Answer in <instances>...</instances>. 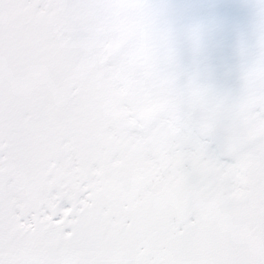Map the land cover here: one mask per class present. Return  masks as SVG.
<instances>
[{
  "label": "snow or ice",
  "instance_id": "1",
  "mask_svg": "<svg viewBox=\"0 0 264 264\" xmlns=\"http://www.w3.org/2000/svg\"><path fill=\"white\" fill-rule=\"evenodd\" d=\"M250 7L221 88L205 27L178 34L163 0H0V264H264Z\"/></svg>",
  "mask_w": 264,
  "mask_h": 264
},
{
  "label": "rangeland",
  "instance_id": "2",
  "mask_svg": "<svg viewBox=\"0 0 264 264\" xmlns=\"http://www.w3.org/2000/svg\"><path fill=\"white\" fill-rule=\"evenodd\" d=\"M163 3L168 6L169 19L178 34L192 24L205 27L204 60L212 70L213 82L221 88H234L237 50L251 40L253 0H163ZM177 48L181 63H190V51L182 38Z\"/></svg>",
  "mask_w": 264,
  "mask_h": 264
},
{
  "label": "flooded vegetation",
  "instance_id": "3",
  "mask_svg": "<svg viewBox=\"0 0 264 264\" xmlns=\"http://www.w3.org/2000/svg\"><path fill=\"white\" fill-rule=\"evenodd\" d=\"M165 1H167V0H165ZM170 1H172V0H170ZM208 7H210V6H208Z\"/></svg>",
  "mask_w": 264,
  "mask_h": 264
}]
</instances>
